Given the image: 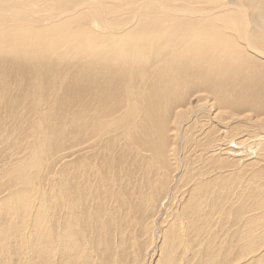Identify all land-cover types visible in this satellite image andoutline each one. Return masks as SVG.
Listing matches in <instances>:
<instances>
[{
  "label": "bare ground",
  "instance_id": "obj_1",
  "mask_svg": "<svg viewBox=\"0 0 264 264\" xmlns=\"http://www.w3.org/2000/svg\"><path fill=\"white\" fill-rule=\"evenodd\" d=\"M11 6L0 4V14L13 16L0 19V264H149L154 235L159 252L154 264H264V149L258 142L253 151L246 146L236 115L226 133L239 131L240 137L221 143L215 134L209 149L200 151V139H187L200 110L188 113L183 107V85L175 80L179 70L170 66L194 63L213 74L236 63L225 54L229 45L222 41L221 49L214 46L220 53H214V47L203 45L214 42L197 35L155 44L161 40L149 35L144 38L149 43L110 45L101 52L46 28L39 32L47 30L50 36L40 33L35 40L19 41L23 37L12 39L9 31L42 23L35 13ZM152 8L190 16L207 12L143 0L121 11L111 25L132 30L137 17ZM84 9L111 22L98 0H76L59 18ZM244 17L247 48L262 57L264 49L254 45ZM8 38L12 45L3 43ZM219 78L209 74L210 87ZM254 97L240 100L244 111L264 109ZM218 114L227 116L220 110L212 115ZM209 126L197 136L210 138ZM178 140L184 146L190 142L192 158L203 170L194 171L190 154L179 168ZM242 146L252 151L250 159L238 156ZM179 172L182 188L168 193ZM166 199L163 212H157ZM226 223L234 229L226 231Z\"/></svg>",
  "mask_w": 264,
  "mask_h": 264
},
{
  "label": "rangeland",
  "instance_id": "obj_2",
  "mask_svg": "<svg viewBox=\"0 0 264 264\" xmlns=\"http://www.w3.org/2000/svg\"><path fill=\"white\" fill-rule=\"evenodd\" d=\"M18 1L19 0H0V4L7 6V7L14 5L11 7L24 8L25 10H27L29 12H33L37 15V18L39 19L38 23H40V22L42 23L38 26H28V25L26 26V24H24L22 27H16V28H13L11 31H9L10 35L12 34L10 36V38H12L13 36H17V34L21 38L23 37L22 39L20 37H17L18 40L21 39L19 41H23L27 38L35 40L36 38H34V37H38L37 35L40 33H43V34L50 36V34L47 32V30L39 32L40 28L41 29L46 28L48 30H54V31L59 30L61 33V34H59V36L71 35L72 37H77V38L82 40L81 45L84 44V49H86L87 45L89 44L90 47H92V45H93L96 50L101 51V52L108 50V48L111 47L110 45H113L112 49H116L119 46H124L126 48H129L133 45H143V44L149 43L150 41H146L144 39L146 36H149V35L153 36L154 39L159 37V39L161 40L159 42H154V44L164 42L167 40H170V41L181 40V39H183V36H191V38H194L195 35L198 36L197 39H200V37H201L202 40H205V41L212 40L214 42L212 45L209 43L207 44V42H205V44L203 43V45L205 47H209V45H210L211 48L214 46L217 48H220L221 43H223V42H225V44L227 43L229 46L225 47V49H227V53H225V54H228L229 56H231V55L234 56L231 58L234 60L236 59L237 61L235 60L236 63H232L231 65H226V66L224 65V69L226 68L225 71L227 70L226 72H224L225 74L222 73L224 71V69H222L223 67L220 68V71L223 70L221 73L218 69L217 72H215L216 74L215 73L212 74L210 72L206 73L205 69L201 70L202 68H200L198 65H196L194 63L193 64L192 63L191 64H188V63L184 64L183 67L178 66L179 64H171L170 65V66H172L171 70H174L176 68L179 70V71H175V80L178 81L177 83L180 86L183 85L180 88V90H182L180 92H182V94H183V98L181 100L183 102L181 104L183 105V107H187L186 109H187L188 113L192 110H200L199 113H201L200 116L198 118H196L198 121L195 120L197 122L193 123L191 125L194 127H191V129L189 131L190 132L189 134L191 136L188 137L187 139L193 140V137H194V139H200L201 143L197 144L198 148L200 149V151L201 150L203 151L204 149H205L204 151H206L207 149H209V145H211L213 143L212 142V136L215 134H216L215 137L218 138L221 143L222 142L224 143V142H227L231 139H234L233 136L234 137H240L241 134H238L239 131H237L233 134L226 133L227 127H229V126L232 127L231 124L234 125L237 122L235 120V116L239 115L238 116L239 118H237V119H238V122H240V123L238 125L240 127H242V131L244 133V135L242 134V136H243L242 138H245L248 140V142L246 143V146L250 145V149L253 151L254 150L253 148L256 147L255 144L258 142V145H262V147H259V148L261 150L264 149V109H253V108L247 109V108H245L247 110L244 111L245 106H243L241 104L243 102L240 101V100H247V97L248 98H255L254 96L256 93V97L259 98L258 100L261 103H264V96H263L264 95V56H262V57L257 56L248 50L245 34H243L244 25H245V23H244L245 17L244 16H246L249 19L250 23H249V26L247 27L248 30L246 29V27H245V30L247 32H249L248 34H250L249 35V36H251L250 38H252L255 41L254 45L259 47L260 49H264V0H158L159 2H161V4L166 5V6L168 4L192 6L194 8L205 10L207 12H205L201 15H197V16H192V15L190 16V15H184V14H174V13H165V12L155 11V8H152V9H150V12L148 14H145V15L140 14L137 17V19H138L137 24H135V26L132 30H130L131 27H128L127 29L118 28V27L114 28V26H112L111 24L114 23V21L117 19V18H115L116 16H118V17L121 16L120 15L121 11L127 12L133 6V3L136 5L140 2H142L143 0H98L103 5V7H104V9L108 15L107 16L108 20L111 21L109 23H106V22L96 18L87 9H84V10L79 11L77 13L76 12L72 13L73 14L72 17H70V16L65 17L64 16V17L59 18V16H60L59 13H65L64 11L71 8V6L73 5V3L76 0H35L37 2V4H32L30 2V0H21V1H23V3H21L20 6L18 5ZM215 2H217V3L215 4ZM214 4L219 5V6L214 7ZM129 11H131V10H129ZM50 12H52V13H50ZM84 12L88 13V15H86ZM78 13L81 14V17H79V18L77 16H74L75 14H78ZM47 14H49L48 18L45 17V16H48ZM4 17L12 18L13 16L8 15V14H0V19L4 18ZM44 19H46V20H44ZM53 19H55V20H53ZM140 19H142V20H140ZM45 21H48V23ZM62 31H63V33H62ZM87 31H89L91 33V35ZM196 31H197V33H196ZM19 33H22L23 35H21ZM66 33H70V34H66ZM77 35H79V36H77ZM89 36H91L92 40L87 39V37H89ZM92 36H94V37H92ZM12 39H9V40L5 39V40H3L4 41L3 43L7 46L12 45L13 43L9 42L10 40L13 41ZM215 42H216V44H215ZM200 43H202V42H200ZM215 47L212 48L213 52L216 50ZM230 47H233V48L229 50ZM211 48L209 49V51H212ZM230 51H233V52H230ZM228 52H230V53H228ZM166 53H169V51L162 53L159 57V60L166 58V55H167ZM214 53H220V52L215 51ZM155 57L152 56V63H155V61H157V59H155ZM223 57L226 60L225 62H227V60H230V59H227L226 56H223ZM92 60L98 61L100 63H104L103 61L101 62L102 59H100V61H99V59H97V60L92 59ZM48 63L53 64V61H51V62L49 61ZM250 63H251V65H249ZM82 65H83V63H79L77 65V68H81ZM88 65L89 64H86V67H90V65L92 67H94L95 64L90 63V65L89 66ZM187 65H188V67H187ZM227 66L230 68L227 69L228 68ZM192 67H194L193 68L194 70L197 68L195 70L196 72L193 69H191ZM186 68L188 70H186ZM189 71H190V75L188 76L186 73L189 74ZM162 72H163V70H162ZM228 72H229V75H228ZM219 73L222 75H219ZM75 74L77 75L78 72ZM206 74L208 77H209V74L213 75V77L217 76V74H218V77L221 76V78H219L218 80H212L215 83L213 84L212 87H210V80L208 79ZM203 75L206 76L205 81L203 80L204 79ZM73 76H75V75H73ZM229 76H232V77L229 78ZM182 77H184V78H182ZM223 77H225V78L223 79ZM251 77L253 79H251ZM186 78H187V81L185 80ZM197 78H199L200 80ZM259 78H261V79H259ZM201 80H202V82H201ZM223 80H226V82L225 81L223 82ZM212 81H211V83H213ZM185 82L187 84H185ZM259 82H260V84H259ZM70 83L75 84V82H73V83L70 82ZM172 83H174V82H172ZM255 83L257 86L255 85ZM65 84H66V82L64 83V85ZM235 85H237V86L235 87ZM171 86H172V84H170L169 89L171 88ZM184 86H185V88H183ZM203 86H204V88H203ZM231 86L233 88H231ZM62 89L63 88H61V90ZM258 89H259L260 93H259ZM239 91H241V92H239ZM256 91H258V92H256ZM240 94H241V96H240ZM72 95L74 98L75 97L78 98V96L76 95L75 92H73L71 94V96ZM261 95L263 97H261ZM185 97L187 100H185ZM232 98H234V99H232ZM209 102L210 103L214 102L215 105H214V103L210 104ZM205 103L208 106L205 105L204 106L205 110L202 111L203 107H201L200 105L205 104ZM184 104H186V105H184ZM211 105H213V107ZM177 106H178V104H177ZM241 108H242V110H241ZM218 110L223 111V115H227V116L222 117L221 114H218V117L213 116L212 114H214ZM254 110H256V112ZM258 110H261L263 112L261 113V111H258ZM230 111H232V112H230ZM187 112H185L184 114H187ZM241 112L242 113L244 112V113L242 114ZM258 113H260V114H258ZM182 118H183V120L182 119L181 120L185 121L187 117H186V115H184ZM224 118H226V120H224ZM240 118H241V120H240ZM255 119H257V120H255ZM234 120H235V123H234ZM199 121H200L199 124H201V125L198 124ZM186 123H188V122H186ZM204 124H205V126H204ZM209 125L213 126V129H212L211 134H210L211 135L210 138H208V137L204 138V135H206L205 133L202 135V137L197 136L199 133H201L204 130L207 132L208 127H210ZM202 127H203V129H202ZM194 129L195 130L198 129V130L193 131ZM213 132H214V134H213ZM218 135L220 137H218ZM174 141L176 142V140H174ZM253 142H254V144H253ZM177 143L178 144L176 146L177 147L176 148V150H177L176 155L180 154L179 158H181L183 160L180 162L179 168L181 169L182 163H184L187 160L188 154H190V161L192 162V166L194 168V171L203 170V169H201L203 167V165L195 164L196 161L192 158L193 148L190 145V142H184L185 146L182 144V142L180 140H178ZM223 146H226V145H223ZM243 147L244 146H242L241 148H243ZM181 148H182V150H181ZM250 149H249V147H246L244 150H242L243 154L238 155V156H240V157L243 156V157H245L244 159L251 157L252 151ZM242 151H240V152H242ZM262 152L264 153V150H262ZM176 155H174L172 157L176 159ZM260 157L263 158L264 154ZM175 163L177 164V160ZM172 164H173L174 170L177 171L176 170L177 165L174 163H172ZM260 165H262V163ZM183 166H184V164H183ZM179 177H181V172H179L178 175L177 174L175 175L174 182L170 185V187H168V193L172 192V194L173 193L175 194V192L177 191L176 190L177 186H178V188L179 187L182 188L181 187V185H182L181 180L178 183ZM193 177H194V175H192L190 177V180ZM177 178H178V180H177ZM183 182H187V180L185 178H183ZM235 182H236V184H235L236 186L235 185L234 186L237 187L239 185L238 180L236 179ZM238 188L239 187H237V190H238ZM241 192H242V189H241ZM168 200L169 199H166L165 202L163 201L161 203L162 207L160 206V208H159L160 211L157 210V212H159V213L163 212L164 204H166V206H167ZM20 207H22V205H20ZM231 220L232 221H228V222H233V219H231ZM225 226H226V231L230 230V228L234 229V226L231 223H229V226H227V223H226ZM157 228H158V226L156 227V229ZM156 229L154 230V234H156V231H157ZM152 241H153V244H151L152 248L150 251L152 257L150 258L151 261L149 262V264H154L158 258V254H159L158 249L156 247L157 246V238L155 235H154V238L152 239ZM149 256L150 255H147L148 258H149ZM237 264H241V263H237Z\"/></svg>",
  "mask_w": 264,
  "mask_h": 264
}]
</instances>
